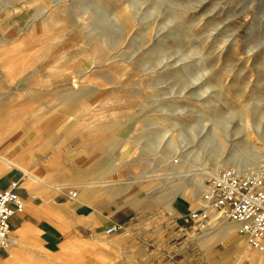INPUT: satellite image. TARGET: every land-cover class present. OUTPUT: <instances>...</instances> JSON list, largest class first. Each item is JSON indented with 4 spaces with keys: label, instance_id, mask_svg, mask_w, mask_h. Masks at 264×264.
Masks as SVG:
<instances>
[{
    "label": "rangeland",
    "instance_id": "rangeland-1",
    "mask_svg": "<svg viewBox=\"0 0 264 264\" xmlns=\"http://www.w3.org/2000/svg\"><path fill=\"white\" fill-rule=\"evenodd\" d=\"M255 153L262 162L264 0H0L8 170L68 190L101 172L142 209L193 211L209 173Z\"/></svg>",
    "mask_w": 264,
    "mask_h": 264
},
{
    "label": "crops",
    "instance_id": "crops-1",
    "mask_svg": "<svg viewBox=\"0 0 264 264\" xmlns=\"http://www.w3.org/2000/svg\"><path fill=\"white\" fill-rule=\"evenodd\" d=\"M5 164L0 156V189L18 182L24 210L9 221V244L0 251V264H232L234 253L264 262V251L248 249L221 211L208 210L206 221H191L190 205L142 209L126 189L103 188L101 172H83L76 188L68 190ZM73 191L78 194L70 199ZM116 225V231L105 233Z\"/></svg>",
    "mask_w": 264,
    "mask_h": 264
},
{
    "label": "built area",
    "instance_id": "built-area-1",
    "mask_svg": "<svg viewBox=\"0 0 264 264\" xmlns=\"http://www.w3.org/2000/svg\"><path fill=\"white\" fill-rule=\"evenodd\" d=\"M17 189L18 182L0 189V251L9 244L10 219L24 209ZM68 195L74 199L77 193ZM202 200L205 208L190 211L189 220L206 221L207 208L221 211L236 226L238 235L247 239L251 249L264 250V160L247 172L233 168L216 171L208 180ZM117 229V225L112 226L105 233L111 234Z\"/></svg>",
    "mask_w": 264,
    "mask_h": 264
},
{
    "label": "bare ground",
    "instance_id": "bare-ground-1",
    "mask_svg": "<svg viewBox=\"0 0 264 264\" xmlns=\"http://www.w3.org/2000/svg\"><path fill=\"white\" fill-rule=\"evenodd\" d=\"M261 158H263V155H261L259 153H255L254 156L251 157V158H247V157L244 158V157L241 156L239 158H228V159H226L225 162H226V164L231 166L233 169H235L237 172H241V171H244V170L250 171V170L254 169V168H251V167H255L257 165H260L262 163L261 160H260ZM215 160H217V159H215ZM245 172H247V171H245ZM214 173H215V171L211 172V174L209 173V177L214 175ZM200 186L203 189V183H200ZM205 189H206V187H205ZM205 189H203V190L206 191ZM244 239L246 240V243H247V239L246 238H244Z\"/></svg>",
    "mask_w": 264,
    "mask_h": 264
}]
</instances>
